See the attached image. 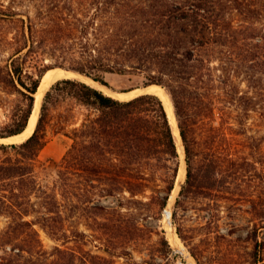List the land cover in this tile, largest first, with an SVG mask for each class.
I'll use <instances>...</instances> for the list:
<instances>
[{"label": "trees", "instance_id": "1", "mask_svg": "<svg viewBox=\"0 0 264 264\" xmlns=\"http://www.w3.org/2000/svg\"><path fill=\"white\" fill-rule=\"evenodd\" d=\"M153 1L155 4L151 5V0L148 8L136 5L116 13L114 26L107 33L96 29L99 42L65 48L81 59L70 69L104 87L116 91L103 72L147 71L146 86L161 85L170 95L187 163L186 181L177 201L180 206L190 198L214 196L217 188L235 183L243 168L256 167L236 157L237 138L243 133L235 123L243 124L242 111L264 101V76L250 75L253 90L245 92L228 72V62L216 66L210 56L217 46H227L226 41L239 44L254 39L255 43L245 44L250 54L247 61L252 60L255 67L264 66L260 52L264 35L239 40L246 31L234 29L228 17L236 9L245 13L263 10L264 4L252 0ZM136 18L146 25L131 33L132 19ZM1 20L4 18L0 16ZM66 30L60 25L50 30L29 25L31 40L45 32L60 37ZM87 31V27L82 30L88 35ZM24 48L17 47L15 55ZM49 69L38 66L34 72H25L15 60L0 63V105L6 107L8 118L0 124V138L27 129L36 93ZM66 98L95 113L86 115L74 129V144L56 165V181L42 183L36 175L37 162L47 143L51 108ZM219 140L224 143L221 156L217 155ZM0 152L4 153L0 160V217L8 219L7 226L0 228V264H73L59 246L55 249L57 257L50 261L42 231L56 240L67 235L68 211L123 217L126 202L166 207L180 171L177 137L159 96L143 94L123 100L73 78L57 81L46 93L34 134L22 143L0 142ZM149 191L153 193L149 195ZM114 197L119 200L118 208L96 202L97 198ZM256 253L260 258L256 263L264 262V247L259 245ZM92 258L85 259L84 264H116L106 257Z\"/></svg>", "mask_w": 264, "mask_h": 264}, {"label": "rangeland", "instance_id": "2", "mask_svg": "<svg viewBox=\"0 0 264 264\" xmlns=\"http://www.w3.org/2000/svg\"><path fill=\"white\" fill-rule=\"evenodd\" d=\"M150 1L0 0V9L3 11L0 12V16L4 18L0 21V63L11 64L15 60L16 65H22L25 72H34L36 67L41 66L50 68L49 71L59 69L76 73L70 68L77 65L81 59L77 53L65 46L99 42L100 39L97 37L100 35L95 34L98 33L96 29L107 33L114 26L116 13H125L131 6L136 5L148 8ZM176 1L159 0L161 3ZM252 1L264 4V0ZM152 4H155V1L152 0ZM262 8L263 10L252 13L236 9L228 15L234 29L246 31L239 36V40L264 35V7ZM138 19H132L131 24L134 27L130 28L131 33L143 29L146 25L145 21ZM55 23L67 29L60 37L45 32L37 34L31 40L30 24L40 30H50L57 26ZM86 27L88 35L82 32ZM10 40L14 43H10ZM255 41L257 40H241L239 44L226 41L227 46L224 44L217 46L210 56L216 66H219L221 61L228 62L226 65L228 72L235 76L239 87L245 92L253 90L248 81L250 75L264 76V66L255 67L252 60L247 61L250 54L246 51L245 44L248 42L252 44ZM19 46L25 48L23 52L15 55V50ZM260 52L264 58V49ZM106 57L111 59L115 56ZM76 74L78 75L73 76V79L87 83L89 82L84 78L94 81L80 73ZM101 75L116 91L95 81L98 85L93 86L108 94L135 91L119 96L120 99L129 100L145 93L143 89L148 82L149 73L103 72ZM23 77L29 83L26 73ZM157 86L163 88L161 85ZM258 102L260 103L257 107H250L247 112L242 111L245 119L243 124L235 123V127L243 133L237 138L236 146L239 150L236 157L240 162L255 163L256 167L243 168L235 183L227 188H217L213 192L214 196L190 198L184 205L179 206L177 201L182 185L186 181L187 163L183 141L181 139L180 142L178 139L182 172L166 207L159 208L153 203L126 202L123 209L126 216L123 217L100 216L92 211L83 210L68 211L65 217L67 235L56 240L41 232L50 261L57 257L55 249L59 246L67 251L64 256L69 263L73 261V264H84L85 259L93 261L92 256L106 257L116 264H134L133 261L139 264H264L256 263L260 259L257 257V248L259 245L264 247V101ZM40 112L41 108L38 119ZM50 113L47 143L40 152L37 162L36 175L42 183L56 181L58 177L56 165L73 146L74 129L79 127L86 115L95 111H89L78 101L66 98L53 106ZM7 120V109L0 105V124ZM216 146L217 155L221 156L224 143L219 140ZM3 156L4 153L0 152V160ZM152 193L149 191L148 194ZM146 201L149 202L148 199ZM96 202L112 208L119 207V200L116 197L97 198ZM155 210L157 212L153 213ZM167 211L171 212L170 221L174 233L180 238L181 243L178 245L173 243L168 233ZM7 222L8 219L1 216L0 228L4 229ZM136 226L142 227L141 230H136ZM95 261L98 262V259Z\"/></svg>", "mask_w": 264, "mask_h": 264}, {"label": "bare ground", "instance_id": "3", "mask_svg": "<svg viewBox=\"0 0 264 264\" xmlns=\"http://www.w3.org/2000/svg\"><path fill=\"white\" fill-rule=\"evenodd\" d=\"M75 75H76L75 73H72V72H68L67 73L65 70H59V69L48 71L46 76L44 77L43 82L41 83V85H40V87L38 89V92L36 93L35 109H34V112H33L32 116H31V118H30L29 125H28L27 129L20 135H16V136L10 137L8 139H0V141L5 142V143L25 141L33 133V131L35 130V127H36V124H37V120H38V114H39V111H40V108H41L42 99H43L44 94L46 93V91H48V89H50L52 87V85L55 82H57L58 80L66 78V77H73ZM84 79L86 81H88L89 83H91L92 85H98L97 83H95L94 81H92V80H90L88 78H84ZM147 91L150 92V93H154L155 95L159 96L162 99V101H163V103L165 105V108H166V110L168 112L169 118L171 120V124L173 126V129H174V132L176 134L177 140L179 139V141L182 142L181 141V136L179 134V130H178V127H177V120H176V117H175V114H174L173 103H172L171 98L168 95V93L163 88H161L160 86H157V85L150 86ZM131 93H135V91L131 92ZM110 95H112L114 97H119L121 95H126V94H119V93L112 94L111 93ZM181 147H183V146H181ZM181 172L182 171L180 170L178 177H180ZM183 172L185 173V168L183 169ZM170 214H171V212L167 211V214H166L167 215V219H166V221H167L168 233H169V235H171V239H172L173 243L175 245H178V244L181 243L180 242V238L174 233V230L172 228V223L170 221Z\"/></svg>", "mask_w": 264, "mask_h": 264}, {"label": "water", "instance_id": "4", "mask_svg": "<svg viewBox=\"0 0 264 264\" xmlns=\"http://www.w3.org/2000/svg\"><path fill=\"white\" fill-rule=\"evenodd\" d=\"M67 73L69 72V71H66ZM47 74V73H46ZM46 74L44 75V77L46 76ZM76 74V73H75ZM76 75H78V74H76ZM82 76V75H81ZM44 77L42 78V81H41V83L43 82V80H44ZM66 78H72V77H66ZM63 79H65V78H63ZM61 80V79H60ZM59 81V80H58ZM54 85V84H53ZM52 85V86H53ZM150 86H152V85H150ZM150 86H146L144 89H143V91L145 92V93H143V94H154V93H150V92H148L147 90H148V88L150 87ZM50 89H48V91H49ZM47 91V92H48ZM128 93H131V91H129V92H121V93H119V94H128ZM118 98V97H117ZM174 107V106H173ZM35 109V108H34ZM174 114H175V112H174ZM176 117V116H175ZM177 120V119H176ZM177 127H178V123H177ZM35 130H36V127H35ZM35 130L33 131V133L28 137V138H30L33 134H34V132H35ZM178 130H179V127H178ZM22 134V133H21ZM179 134H180V130H179ZM18 135H20V134H18ZM16 136V135H15ZM180 136H181V134H180ZM10 137H14V136H10ZM10 137H6V138H0V139H8V138H10ZM27 138V139H28ZM182 139V138H181ZM1 143H4V144H17V143H22V142H11V143H5V142H2V141H0Z\"/></svg>", "mask_w": 264, "mask_h": 264}]
</instances>
